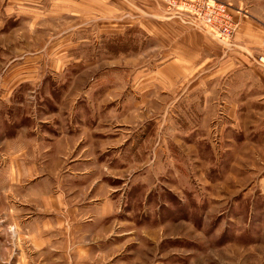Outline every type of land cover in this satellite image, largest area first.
Here are the masks:
<instances>
[{"label": "rangeland", "instance_id": "obj_1", "mask_svg": "<svg viewBox=\"0 0 264 264\" xmlns=\"http://www.w3.org/2000/svg\"><path fill=\"white\" fill-rule=\"evenodd\" d=\"M67 1V9L30 0L26 11L3 12L0 118L41 119L60 106L62 116L80 107L85 117L130 123L114 128L136 141L116 193L118 221L130 226L116 229L105 246L115 256L100 264H264V118L231 111L243 97L222 89V77L155 82L177 29L228 45L179 19L167 0H92L82 6L92 12ZM215 1L251 17L252 0Z\"/></svg>", "mask_w": 264, "mask_h": 264}, {"label": "crops", "instance_id": "obj_2", "mask_svg": "<svg viewBox=\"0 0 264 264\" xmlns=\"http://www.w3.org/2000/svg\"><path fill=\"white\" fill-rule=\"evenodd\" d=\"M25 1L30 0H0V29L3 12L26 11ZM56 1L67 9V0ZM90 1L75 0L70 5L75 12H92V3L91 8H82ZM252 3L251 17L240 18V29L227 49L200 32L179 27L169 63L155 82L172 88L182 77H193L191 83L199 77L204 81L222 77V89L243 97L228 104L231 111L250 107L252 116L263 119L264 65L257 59L264 57V0ZM70 109H64L63 116L60 106L49 109V116L41 119L0 118V264L3 257L10 264L105 263L115 256L113 246L105 247L108 240L116 229L130 226L118 221L121 198L116 193L130 174L127 158L136 141L127 136L130 130L126 135L114 130L130 123L116 125L111 118L93 117L91 111L85 117L80 107L68 114ZM98 141L102 147L94 149ZM114 184L121 187L117 190Z\"/></svg>", "mask_w": 264, "mask_h": 264}, {"label": "built area", "instance_id": "obj_3", "mask_svg": "<svg viewBox=\"0 0 264 264\" xmlns=\"http://www.w3.org/2000/svg\"><path fill=\"white\" fill-rule=\"evenodd\" d=\"M169 8L175 10L179 19L185 18L193 25L205 29L215 39L230 47V41L240 29L241 11H236L238 19L229 11V7L215 0H167ZM264 47V41H263ZM264 65V57L258 59Z\"/></svg>", "mask_w": 264, "mask_h": 264}]
</instances>
